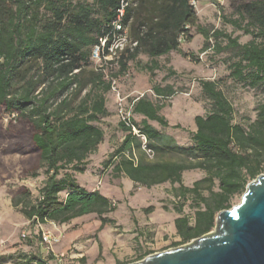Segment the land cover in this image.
I'll return each instance as SVG.
<instances>
[{
  "label": "trees",
  "instance_id": "obj_1",
  "mask_svg": "<svg viewBox=\"0 0 264 264\" xmlns=\"http://www.w3.org/2000/svg\"><path fill=\"white\" fill-rule=\"evenodd\" d=\"M125 1L123 23L137 46L119 57L120 72L139 54L148 57L143 68L150 75L160 67L157 59L172 52L194 60L193 54L180 50L182 41L192 40L194 28L203 37V53L212 49L216 54L228 53L224 61L233 82L264 92V0L239 5L234 11L237 18L223 17L251 37L247 43L201 26L190 0ZM120 2L0 0V182L11 177L16 166L23 176L44 177L35 195L24 185L9 192L12 207L38 228L37 236H31V231L23 236L31 248L28 254H19L23 264H50L53 259L51 253L42 257L35 244L34 238L41 237V224L69 223L84 215H94L100 227L114 224L107 215L115 211L117 203L98 189L81 186L76 175L87 171L90 157L105 139L100 121L110 114L105 93L111 82L104 81L102 69L96 71L89 65L92 49L111 32ZM167 70L170 76L176 74ZM200 87L206 109L194 117L196 129L188 144H178L148 123L168 126L160 114L162 105L144 94L131 102L130 123L139 136L119 121L125 136L101 163L104 170L111 167L115 178L128 177L136 187L178 184L172 187L177 198L174 227L179 237L173 246L210 232L217 214L230 209L231 199L242 196L247 184L264 173V100L256 104L254 118L244 125L236 121L218 80H200ZM153 92L170 97L177 90L169 84L154 85ZM2 115H15L16 119L4 125ZM134 115L144 118L137 121ZM140 136L145 138L144 144ZM142 146L144 154L146 149L151 151L152 159L134 155ZM188 170H200L204 176L185 186L182 173ZM187 203L190 213L184 212ZM151 253L145 252L137 260ZM11 258L1 255L0 264Z\"/></svg>",
  "mask_w": 264,
  "mask_h": 264
},
{
  "label": "rangeland",
  "instance_id": "obj_2",
  "mask_svg": "<svg viewBox=\"0 0 264 264\" xmlns=\"http://www.w3.org/2000/svg\"><path fill=\"white\" fill-rule=\"evenodd\" d=\"M86 1L91 2L92 0ZM194 1L196 3L194 9L198 17V22L201 26L211 30H220L223 33L231 34L233 37L238 36L240 43H247L251 40L249 35L244 34L241 30L235 29L231 24L225 22L223 17H226L227 19L237 18L238 16L234 12L235 9L241 4L254 0ZM191 32L194 35L192 40L190 42L182 41L180 43V50L185 53L193 54L194 60L184 58L178 52H173L168 56H162L157 59L160 65L159 69L155 70V73L153 75H149L148 80L144 81V83L150 86H165L167 84L173 85L174 89L177 90L175 97L171 98L172 102H169L168 99L158 98L153 93L149 94L151 95L153 101H155L158 105H162V111L169 122V125L162 128V130L175 136L182 144H188L190 141V133L194 129V127H192V125H194V115L203 114L206 109L201 93L200 80L219 81L224 94L234 108L236 121L244 125L254 118V108L256 104L264 100V92L248 89L233 82V80L229 78L228 63L224 61L228 53L223 52L221 54H216L213 49L203 53L201 51L204 41L203 37L200 34H197L194 28L191 29ZM212 42H214L213 39ZM196 58L197 60H195ZM147 61V56L139 54L137 59L127 63V69L125 72L119 71L120 68L118 62L117 64L113 62L110 64L108 63L101 68L94 62H91L89 65L90 69L93 68L96 71H100V69H102L105 82L114 80L115 91L110 89L105 93L106 107L110 114L100 121V125L105 133L106 143L103 142L104 144L99 146L95 154L90 157L89 167L92 171L79 173L77 179L80 185L88 189L94 186V188L100 189L107 197H111L116 203L120 200L117 211L112 214L116 219L118 218V212L121 213L122 210L124 211L125 206L131 207V204H133L134 209L137 210L138 213H136V215L140 221H144L146 215L151 213L137 208L141 205L136 204L140 194H138L137 190H135L133 186L134 182L131 179L124 177L119 181L113 176L111 167L104 170L101 165L102 161L109 157V154L114 151L123 137V133L118 128L120 118L117 111L116 94L118 93L119 96L123 98L124 109H129L131 103L127 100L128 98L124 96V94L130 92V89L133 86L136 87L135 84L133 85V74L138 72H142V75L149 74L147 71H143V65ZM168 68H171V70L176 74L173 76L168 75ZM89 87L90 86H88L81 93V96L89 89ZM134 95L137 94L135 93L133 96ZM189 104L192 105V107L189 108ZM15 119V115H2L4 125H6L8 121L14 122ZM174 123H179L180 128L172 126L175 125ZM12 173L11 177L7 178L4 182H0V256L6 255L13 257L3 264H23L24 261L21 260V256L19 254H28L31 248L25 244L22 234L31 231V236H37L38 228L25 219V217L17 209L12 207L9 192L14 190L19 185H24L35 195L37 194L38 188L41 186L44 177L39 176L37 178H32L29 176H23L19 166H16ZM189 174L192 176L187 179L186 177H188ZM201 174L204 175L203 172H189L186 174L187 176L185 177V182L190 184L194 179L200 177ZM154 189L156 194L154 197H152V191L146 190V199L144 200L145 205H154L157 207V202L164 201L170 206L168 211L174 214L175 212L172 211L171 207L173 197L167 196V193L171 196V192H169L171 186L168 184L159 185L154 187ZM128 190L132 191V194L128 193ZM240 201L241 196L236 195L231 199V204L234 206L240 203ZM165 209L167 208L165 207ZM184 210V212L189 213L192 211L189 208L188 203L186 204ZM94 220H96L94 215L86 216L85 220L77 226L82 227V225H88L93 223ZM167 224L168 223H164L163 226L160 224L157 227V239L154 237L155 232H153L150 236L151 240L148 239L149 244H145L143 242L145 239L144 237H147V230H143V233H136L135 237L139 238L137 242H140L143 245V248L139 252L127 255L121 264H130L134 262L140 253L161 252L190 242L173 246V243L179 241V237L176 234L167 233L164 238H161L160 234L162 231L167 229ZM105 225H107L108 228L104 229L105 232H103L102 235L99 233V238L96 236H89L84 239V243L87 245H85V248L82 247L81 250H83V256L86 257L85 262H79L78 259L80 258L74 259L66 256L65 264H108L112 258H115L114 252L112 251L114 247L109 246L112 241V237L109 235H113V233H116L115 235L119 236L122 235V228L119 229L114 227L112 224ZM40 229L41 231H49L45 229L43 230L41 227ZM34 241L35 244L40 247L42 257L47 258L49 252L41 243L42 238H34ZM53 250H55L54 245ZM49 262L50 264H57L54 259Z\"/></svg>",
  "mask_w": 264,
  "mask_h": 264
},
{
  "label": "crops",
  "instance_id": "obj_3",
  "mask_svg": "<svg viewBox=\"0 0 264 264\" xmlns=\"http://www.w3.org/2000/svg\"><path fill=\"white\" fill-rule=\"evenodd\" d=\"M172 53H170V54H172ZM143 71H146V70H143ZM149 75L150 74L142 75V72H138V73L132 75L133 76L132 79L134 81L133 85L135 84L136 87L133 86L130 89V92H127V93L124 94V96H126L128 98L127 100L130 101V103L135 98L137 99V98H139V97H141V96H143L145 94L154 104L158 105L155 101H153L151 95L149 94V93H153L154 94V92H153V86L154 85L150 86V85L144 83L145 80H148V76ZM135 93L137 95L133 96V94H135ZM174 97H175V94L173 96H170V97H158V98L168 99L169 102H172L171 98H174ZM188 106H189V108L192 107V105H190V104ZM162 109L163 108L160 109V114L165 117V114L163 113ZM196 115H201V114H195L194 117ZM194 117H193V122H194ZM133 118L135 120H137V121H141V119H143L144 116H142V115H134ZM167 122H168V120H167ZM148 123L151 124L152 126H154L155 128L160 129L164 133L168 134L166 131L162 130V128L155 121H148ZM174 124L175 125H180L179 123H174ZM168 125H169V122H168ZM175 125H172V126H175ZM192 127H194L193 131H195V129H196L195 128V124L192 125ZM122 133H123V137H124L125 133L124 132H122ZM168 135H171V134H168ZM171 136L175 139V141L178 144L186 145V144L180 143L175 136H173V135H171ZM123 137H122V139H123ZM122 139L120 140V142L122 141ZM103 142L106 143L105 139H104ZM120 142H119V144H120ZM104 143H101L100 146L102 144H104ZM142 149H144L143 146L141 148H138V149L134 150L133 151L134 155L135 156L136 155L137 156H142V157H145L147 159H152V157H149L146 152H145V154H146V156H145V154L142 151ZM135 156H134V158L136 159ZM91 171L92 170H91V168L88 165V169H87L86 172H91ZM193 171L202 173V171H200V170L184 171L182 173V183H183V185L191 186L192 183L195 180L200 179V178H202L204 176V175L201 174L200 177L194 179L190 184H188V183L185 182V177L187 176L186 174L189 173V172H193ZM78 175L79 174L76 175V178H78ZM190 176H192V175L189 174L188 177H186V178L188 179ZM124 177L125 176H122V177H119L117 179L120 181ZM119 184H121V183H119ZM166 184L171 186V189L169 190V192H171V196L169 195V193H167V196L173 197L172 198L173 201L171 202L172 203L171 207H172V211H174L173 210V205L177 204V198L175 197V194H174V192L172 190V187H177L178 184L172 185L169 182H164V183H161V184H157V185L151 186L150 188H147V187H144V186H137L136 187V184L133 183V186H134L135 190H137V193L140 194L138 196V201L136 202V204L137 205L141 204V205H140V207H137V208H140L139 210L142 209L144 211V209H146L148 207H153V210H152L153 212L150 211L151 213L146 215L145 220L144 221H140V219H138V217L136 215V213H138L137 210H135L134 207H133V204H131V207L130 206L129 207L125 206L124 211L122 210L121 213L118 212V214H117L118 218L116 219V218L113 217L112 214H114L115 211H117L118 206L120 204V200H119L117 202V207H116L115 211L107 215L109 218L114 220L113 226L117 227L119 229L122 228V232L121 233H123L120 236L119 235H115L116 233H113V235L112 234L109 235V236L112 237L111 238L112 241L110 242L109 246H113L114 247L112 249V251L114 252L115 258H112L110 260V262H108V264H121L123 262L124 258L127 255H132V254H134L136 252L141 251V249L143 248V245L140 242H137V240H139V238L135 237L136 233H138V232L143 233V230H147V234H146L147 237H144L145 239L143 241L145 244H149V242H148L149 240L148 239L151 240L150 236L153 234V232H155V234H154L155 236L154 237H156V239H157V235H158V228L157 227L160 224L163 226L164 223H168L167 224V229L162 231V233L160 234L161 238H164L167 233L168 234H176V229L174 227V219L177 217V215L174 212H173L174 214H172L170 211H168V208H170V206L167 205L164 201L157 202V204H158L157 207L154 206V205H148L147 206V205H145V202H144V200L146 199V195H145L146 194L145 193L146 190L152 191L153 192L152 193V197H154L156 195L154 187L159 186V185H166ZM95 189L96 188H94V186H93V187H90L89 190H95ZM98 190H100V189H98ZM128 193L132 194V191L128 190ZM133 194H135V193H133ZM109 198H111V197H109ZM165 207L167 209H165ZM86 216H89V215H84V216L75 218V219L71 220L69 223H64V224H57L56 225L55 223L50 222V221L46 222L44 224H41V228H43V230L44 229L45 230H49L52 234L58 236V238H59V241L54 244V248H55L54 252H55V254H59V253L60 254H65L66 256H69V258H74V259L75 258H80V259H78V261L81 262V263L86 261V257H84L83 254H82L83 250H81L82 247L85 248L86 247L85 245H87L86 243H84L85 242L84 239L86 237H89V236H91V237L92 236H96L97 238H99V233H101V235H102L103 232H105L104 229L108 228L107 225H104V226L100 227L101 226V222L98 219L94 220L93 223H90L88 225H82V227H78L77 225L80 224L83 220H85ZM141 223H142V225H141ZM90 230H92V231H90ZM81 241H83V242H81ZM120 254H121V256H120ZM140 255H141V253L138 254V256H140ZM51 256L53 257V255H51ZM137 259L135 261H139ZM123 264H125V263H123Z\"/></svg>",
  "mask_w": 264,
  "mask_h": 264
},
{
  "label": "water",
  "instance_id": "obj_4",
  "mask_svg": "<svg viewBox=\"0 0 264 264\" xmlns=\"http://www.w3.org/2000/svg\"><path fill=\"white\" fill-rule=\"evenodd\" d=\"M130 264H264V174L247 184L240 203L217 214L210 232Z\"/></svg>",
  "mask_w": 264,
  "mask_h": 264
},
{
  "label": "built area",
  "instance_id": "obj_5",
  "mask_svg": "<svg viewBox=\"0 0 264 264\" xmlns=\"http://www.w3.org/2000/svg\"><path fill=\"white\" fill-rule=\"evenodd\" d=\"M190 4L195 7V1H190ZM128 5V2L125 0H121L120 7L116 11V17L113 19L111 26V32L108 36L99 39L97 45L94 46L91 53V60L95 64H97L100 68L108 63H116L118 62L119 57L125 50H133L137 46L136 41H132L128 35V29L123 23V17L125 13V8ZM1 27V23H0ZM2 62V58L0 57V63ZM110 81V80H109ZM111 89L115 91V81L112 80ZM117 92V91H116ZM117 111L120 118V121H123L127 126H131L132 131L135 135L139 136L138 131L134 126L130 123L131 118V106L129 109L125 110L123 106V98L119 96L117 93ZM14 116V115H12ZM145 143V138L140 136ZM149 157H152V153L150 150H145ZM30 233V231L28 232ZM28 233H23L22 236H25ZM42 241L41 243L44 245V248L48 250L51 255H53V259L57 264H65L66 255L64 254H55L53 250V245L59 241L58 236L52 234L50 231H42L41 233Z\"/></svg>",
  "mask_w": 264,
  "mask_h": 264
}]
</instances>
